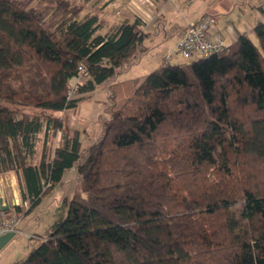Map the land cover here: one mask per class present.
I'll list each match as a JSON object with an SVG mask.
<instances>
[{"label": "trees", "instance_id": "trees-1", "mask_svg": "<svg viewBox=\"0 0 264 264\" xmlns=\"http://www.w3.org/2000/svg\"><path fill=\"white\" fill-rule=\"evenodd\" d=\"M88 1L0 0V173L15 172L23 214L67 168L76 180L62 221L17 264H264V21L258 44L243 33L120 81L146 32L137 18L102 30ZM80 64L76 92L111 81L85 144L61 115Z\"/></svg>", "mask_w": 264, "mask_h": 264}, {"label": "rangeland", "instance_id": "rangeland-1", "mask_svg": "<svg viewBox=\"0 0 264 264\" xmlns=\"http://www.w3.org/2000/svg\"><path fill=\"white\" fill-rule=\"evenodd\" d=\"M105 0H89L86 3L88 9L98 8ZM209 0H167L160 9V15L155 19L152 25L144 28L146 36L141 43L144 50L136 53L128 62L122 65L116 75V80H126L140 77L157 67L166 60L169 55L172 63H185L192 58H184L180 54H172L179 34L177 25L184 24L185 14L193 17L196 11L199 12L203 5H207ZM94 3L97 5L94 6ZM117 10V9H116ZM113 10V11H116ZM144 13L147 9H144ZM131 11V10H130ZM110 13L107 18H113ZM111 26V25H110ZM109 25L104 26V30ZM252 41L258 44V38L254 32L249 36ZM87 75L81 74L78 80L83 83ZM73 83L71 79L70 84ZM109 82L97 84L95 88L86 92H74L73 97H79L76 104L67 108L61 114L64 124L71 129L79 130V136L83 144L94 140L101 132L100 116L105 114L109 104L108 96L111 93ZM50 112V111H49ZM51 113V112H50ZM44 134L41 131L40 137ZM50 132L48 138L50 137ZM60 135V132H57ZM59 135L55 138V143L59 140ZM48 140V139H47ZM41 145V139L39 142ZM75 170L67 168L61 180L55 184L54 188L45 194L40 202L28 213L23 214L20 219L22 232L14 234L0 248V264H17L25 259L29 253L37 247L43 237L47 236L59 222L64 218L69 199L75 186ZM5 195L13 200L19 197L18 185L6 186ZM14 191L17 193L15 194Z\"/></svg>", "mask_w": 264, "mask_h": 264}, {"label": "crops", "instance_id": "crops-1", "mask_svg": "<svg viewBox=\"0 0 264 264\" xmlns=\"http://www.w3.org/2000/svg\"><path fill=\"white\" fill-rule=\"evenodd\" d=\"M162 2L165 4L167 0H109L107 4L102 6L103 3H101L98 7H100L99 11L109 26L121 20L137 18L144 30L145 27L152 25L160 15ZM95 5L97 3H94ZM144 9H147L145 13ZM110 13L114 14L113 18L106 17ZM203 14H212L216 17V27L213 29L212 34L223 39L225 44L228 45L243 33L250 36V33L253 32V26L264 21V0H209L207 5H203L199 12L196 11L195 16L191 17L185 14L188 20L184 24L176 26L179 36L182 35L188 23L195 21ZM172 54H174L173 49ZM170 57L171 55H169L168 60L166 59L169 62ZM16 184L17 179L14 171L9 170L0 173V210H15L12 200L7 198L5 191H7L6 186ZM14 193L17 194L15 191Z\"/></svg>", "mask_w": 264, "mask_h": 264}, {"label": "built area", "instance_id": "built-area-1", "mask_svg": "<svg viewBox=\"0 0 264 264\" xmlns=\"http://www.w3.org/2000/svg\"><path fill=\"white\" fill-rule=\"evenodd\" d=\"M216 27V17L212 14H203L195 21L188 23L186 29L179 36L173 52L180 54L184 58L206 57L225 49L227 46L223 39L215 37L212 34ZM168 60V58H167ZM78 75L73 77V83L67 90V97H72L75 88L74 84L78 82L79 76L85 71L83 65H78ZM13 205L19 206V210L4 211L0 210V235L12 231L14 234L21 233L20 219L24 210L28 208V201L21 197H15Z\"/></svg>", "mask_w": 264, "mask_h": 264}, {"label": "water", "instance_id": "water-1", "mask_svg": "<svg viewBox=\"0 0 264 264\" xmlns=\"http://www.w3.org/2000/svg\"><path fill=\"white\" fill-rule=\"evenodd\" d=\"M14 235L12 231L0 235V248Z\"/></svg>", "mask_w": 264, "mask_h": 264}]
</instances>
